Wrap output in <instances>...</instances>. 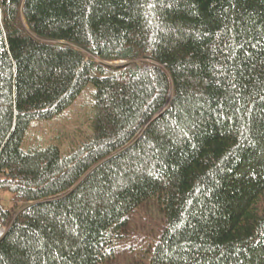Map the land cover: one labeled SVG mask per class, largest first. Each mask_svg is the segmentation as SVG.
Masks as SVG:
<instances>
[{"label":"trees","instance_id":"16d2710c","mask_svg":"<svg viewBox=\"0 0 264 264\" xmlns=\"http://www.w3.org/2000/svg\"><path fill=\"white\" fill-rule=\"evenodd\" d=\"M147 202L149 264H264V0H0V264H110Z\"/></svg>","mask_w":264,"mask_h":264},{"label":"rangeland","instance_id":"374dc122","mask_svg":"<svg viewBox=\"0 0 264 264\" xmlns=\"http://www.w3.org/2000/svg\"><path fill=\"white\" fill-rule=\"evenodd\" d=\"M93 92V86L88 85L75 103L53 120L33 122L25 136L23 150L31 146H53L66 153L75 141L83 140L90 132ZM1 197L3 205L10 207L11 195L2 193ZM162 228L163 218L159 211L151 203L142 204L130 215V224L116 244L110 264H149ZM3 232L0 227V234Z\"/></svg>","mask_w":264,"mask_h":264},{"label":"water","instance_id":"95a60500","mask_svg":"<svg viewBox=\"0 0 264 264\" xmlns=\"http://www.w3.org/2000/svg\"><path fill=\"white\" fill-rule=\"evenodd\" d=\"M126 64H124V63H121V64H119V65H114L115 67H124ZM2 235H3V233L2 234H0V238L2 237Z\"/></svg>","mask_w":264,"mask_h":264}]
</instances>
